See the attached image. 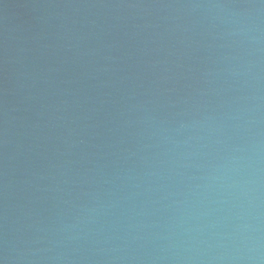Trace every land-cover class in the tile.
Listing matches in <instances>:
<instances>
[{
  "label": "water",
  "instance_id": "water-1",
  "mask_svg": "<svg viewBox=\"0 0 264 264\" xmlns=\"http://www.w3.org/2000/svg\"><path fill=\"white\" fill-rule=\"evenodd\" d=\"M0 264H264V0H0Z\"/></svg>",
  "mask_w": 264,
  "mask_h": 264
}]
</instances>
